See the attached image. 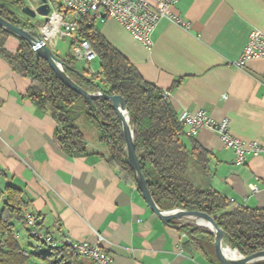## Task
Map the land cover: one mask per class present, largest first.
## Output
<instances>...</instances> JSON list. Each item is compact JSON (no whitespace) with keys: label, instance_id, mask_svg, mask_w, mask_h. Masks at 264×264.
Listing matches in <instances>:
<instances>
[{"label":"crops","instance_id":"1","mask_svg":"<svg viewBox=\"0 0 264 264\" xmlns=\"http://www.w3.org/2000/svg\"><path fill=\"white\" fill-rule=\"evenodd\" d=\"M173 10L189 27L162 18L149 48L104 10L93 24L145 80L168 92L179 115L204 109L216 119L228 117L235 136L264 144V59H252L244 68L235 65L249 33H264V0H179ZM55 43L50 47L56 55L72 56L59 54ZM5 47L15 52L19 40L10 36ZM30 85L0 56V186L23 190L26 213L37 217L43 232L59 242L70 237L96 243L112 255L113 264H223L205 248L213 243L208 236L201 242L203 251L188 242L181 227L185 221H165L151 209L137 182L110 163L103 141L82 130L87 153L68 154L56 139L58 123L50 111L28 96ZM182 139L193 153L190 182L264 208V155H250L236 165L233 152L208 127ZM16 230L26 249L28 237L22 240V231Z\"/></svg>","mask_w":264,"mask_h":264},{"label":"trees","instance_id":"2","mask_svg":"<svg viewBox=\"0 0 264 264\" xmlns=\"http://www.w3.org/2000/svg\"><path fill=\"white\" fill-rule=\"evenodd\" d=\"M24 4V0H0V15L16 25L36 29L33 24L23 21L17 12ZM88 21V16H80L79 36L90 41L100 59L101 70L98 73L79 71L76 61L69 55L64 60L65 71L90 92L118 94L127 100L136 151L157 205L162 210L181 208L210 214L227 232L225 242L243 255L264 250V208H231V202L220 193L201 189L187 179L188 161L193 153L183 142L185 133L179 114L164 97V90L145 80L137 67L105 39L97 26ZM10 36L19 40L15 52L5 47ZM71 44L73 46L74 41L71 40ZM0 56L15 72L31 80L28 96L37 106L50 111L58 123L56 139L68 154L78 156L87 153V141L77 123L85 114L86 120L102 129L100 140L108 147L110 163L136 183L134 170L126 156L118 114L111 101L95 99L91 104L64 84L49 63L37 56L29 42L1 27ZM197 161L202 163L204 160L198 156ZM26 208L22 189L12 185L0 186V264H39L33 262L32 252L24 249L16 236L19 233L17 225H22L28 229L30 237H34L27 224ZM37 224L40 225L39 222ZM181 227L189 236L188 242L200 246L203 251V237L208 236L213 246L215 237L208 228L193 223H185ZM53 240L55 246L44 239H37L43 250L36 255L46 264H92L88 257L72 249L65 240ZM255 264H264V260Z\"/></svg>","mask_w":264,"mask_h":264},{"label":"built area","instance_id":"3","mask_svg":"<svg viewBox=\"0 0 264 264\" xmlns=\"http://www.w3.org/2000/svg\"><path fill=\"white\" fill-rule=\"evenodd\" d=\"M178 1L154 0L152 3L148 0H47L50 12L47 18L44 17L46 24L39 28V31L49 43L57 42L59 38H70L74 41L72 57L90 63L97 58V52L89 40L79 36L80 16H88V23L93 24L94 18L100 16V11L104 10L108 17L117 20L136 40L149 48L153 44V33L162 18L185 28L189 27V23L173 10ZM27 3L32 4L29 0ZM55 26L57 33L53 38H48L42 31V28L53 29ZM252 59H264V33L259 29L249 33L247 43L235 65L244 68ZM163 95L168 98V92L164 91ZM179 121L183 125L185 135L189 137H195L204 127L216 131L225 147L233 152L236 165H243L250 155H264V144L257 140H244L231 132L228 117L216 119L206 110L198 109L183 112L179 115ZM252 190L256 191L257 187L252 186ZM229 201L235 203L236 207L246 206L236 203L233 198ZM26 219L30 233L36 239H44L52 246L56 245L53 238L39 228L34 214L26 213ZM16 236L19 237L20 234L17 233ZM65 242L78 253L88 257L92 264H113L112 255L96 243L76 241L70 237H66Z\"/></svg>","mask_w":264,"mask_h":264},{"label":"water","instance_id":"4","mask_svg":"<svg viewBox=\"0 0 264 264\" xmlns=\"http://www.w3.org/2000/svg\"><path fill=\"white\" fill-rule=\"evenodd\" d=\"M32 4H27L22 8V12L31 18H36L38 15L47 18L49 15V7L47 0H29ZM35 5V6H34ZM0 27L8 31L9 33L23 38L30 43L35 53L39 58L45 59L59 79L66 84L69 88L75 92L81 94L83 97L88 99L92 104L95 99H102L111 101L117 111L122 135L125 142L126 156L132 169L134 170L136 182L138 188L145 197L148 205L151 209L163 220L169 221L172 219L179 220H191L188 223H196L199 226H203L209 229L214 235L215 253L217 259L223 264H255L257 261L264 260V250L257 251L250 255L241 254L238 249L233 250L237 253L235 256H228L225 253V238L227 232L221 228L215 218L208 213L197 211V210H185V209H171L162 210L155 202L151 190L149 188L147 179L142 170L139 155L136 151L135 144V132L133 126L130 124V115L127 100L118 94H108L102 91L90 92L79 84H77L65 71L66 63L63 58L56 55L48 43L44 40L43 35L40 31L35 29L25 28L23 26L16 25L11 21L3 18L0 15ZM126 115L128 120L126 119ZM199 219H203L210 223L209 225L201 224L198 222Z\"/></svg>","mask_w":264,"mask_h":264},{"label":"rangeland","instance_id":"5","mask_svg":"<svg viewBox=\"0 0 264 264\" xmlns=\"http://www.w3.org/2000/svg\"><path fill=\"white\" fill-rule=\"evenodd\" d=\"M25 4L22 5V8L24 6H26L27 4V0H24ZM30 5V4H29ZM22 8L21 11L18 10L17 12L19 13L21 19L25 22L31 23L35 26V30L39 31V28L43 27L46 24L45 18L42 16H37L36 18H31L28 15L24 14L22 12ZM71 39L70 38H59L57 40V42L54 45V48L56 50H58L59 54H68L71 53L72 54V47H71ZM48 45L50 46L51 43L47 42ZM77 67L78 69L81 70H90L93 73H98L101 68H100V59L97 57L95 60L91 61L90 63H87L85 61H81V60H77ZM82 102V101H81ZM83 117H85V114L82 115ZM86 122L84 123V120H80L78 119L77 123L79 125V127L81 128V130H83L85 133H87L89 136H91L90 138H92L93 140H97L99 143H101V136L103 135V131L101 128H99V125L96 123H92L90 120H85ZM96 129L97 134H95L94 136H92L91 134V130L92 129ZM102 144V143H101ZM104 145L106 146V143H104ZM181 209V208H180ZM185 221V223L190 222L191 220H183ZM194 225H198L196 223H193ZM199 226V225H198ZM17 227L20 229V231H22V240L26 239L28 237V242H24L23 245L26 246V249L31 251L33 256L31 257V259H33V262H37L39 264H46L44 261H42L37 255L36 253H39L40 251H42L43 249L41 247H39L37 239L35 237H29V233L28 230L26 228H24V226L22 225H17ZM20 240V239H19ZM227 244V242L225 243V245ZM228 245V244H227ZM205 248L209 249L210 251V255L212 258H217L216 253H215V245H209L206 246L204 245Z\"/></svg>","mask_w":264,"mask_h":264},{"label":"bare ground","instance_id":"6","mask_svg":"<svg viewBox=\"0 0 264 264\" xmlns=\"http://www.w3.org/2000/svg\"><path fill=\"white\" fill-rule=\"evenodd\" d=\"M56 26L53 29L42 28V31L48 36V38H53L56 35V33H57ZM126 119L128 120L127 115H126ZM198 222L201 223V224H205V225H209L210 226V223L205 221V220H203V219H199ZM224 248H225V253L228 256H235L237 254V253L233 252V248L230 247L227 244L224 245Z\"/></svg>","mask_w":264,"mask_h":264}]
</instances>
